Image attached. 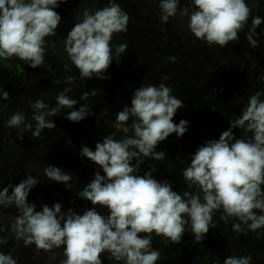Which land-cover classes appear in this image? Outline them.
<instances>
[{"label":"clouds","instance_id":"clouds-1","mask_svg":"<svg viewBox=\"0 0 264 264\" xmlns=\"http://www.w3.org/2000/svg\"><path fill=\"white\" fill-rule=\"evenodd\" d=\"M65 2L0 0V61L15 57L30 68L43 67L49 49L56 46L55 41L48 39L56 35L61 21L55 9ZM155 2L161 25L177 16L186 18L193 39L208 47L226 48L236 43L245 29L248 46L258 47L255 30L264 21L251 14L247 0H189L179 11V0ZM128 20L117 0H107L102 8H83L76 13L74 26L62 41V55L68 62L65 69L75 68L78 76L64 78L67 86L57 92L54 104L43 98L29 101L31 114L13 112L4 126L18 130L17 139L25 133L33 139H43L46 129L56 128L52 117L66 110L64 118L74 123L92 115L89 97L96 96L98 90L83 92L79 99L70 93L77 79L108 78L104 73L113 61L119 64L128 48L127 43H112L114 34L127 32ZM175 59L168 57L170 62ZM167 80L165 75L159 84L141 83L130 104L114 119L105 120L114 131L103 136L94 150L81 145L79 156L99 169L76 193L92 205L82 214L71 207L62 211L59 202L51 207L42 204L37 211L27 198L39 179L29 173L18 184L9 183L0 190V221L11 217L7 223L0 222V248L9 244L11 236L14 243L34 246L37 253H50V261L56 260L59 250V264H103V259L111 264H158L162 253L153 247L154 237L179 243L187 232L200 243L210 228L217 227V213L225 224L232 222L235 235L253 232L264 238V89L247 98L218 139L205 141L190 155V163L179 173L184 190L176 191L170 181L154 178V165H148L149 170L141 174L146 160L166 158L164 151H157L160 142L173 133L180 138L187 131L188 121H173L178 109L185 105L163 82ZM260 80L264 83V76ZM52 82L62 83L59 79ZM8 100V92L0 87V101ZM233 129L239 130L238 136ZM117 133L121 134L119 138ZM42 175L49 182L63 184L66 190L73 187L74 175L54 165H46ZM97 206L107 214L98 211ZM10 207L16 215L3 211ZM13 251H0V264H18ZM252 262L250 254L228 255L223 261L216 256L211 260V264Z\"/></svg>","mask_w":264,"mask_h":264},{"label":"trees","instance_id":"trees-1","mask_svg":"<svg viewBox=\"0 0 264 264\" xmlns=\"http://www.w3.org/2000/svg\"><path fill=\"white\" fill-rule=\"evenodd\" d=\"M117 2L128 14L129 20L127 32L114 34L112 43H127L128 48L125 54L119 58V64L116 61L112 62L110 65L111 71L105 75L108 77L107 79L96 80L93 77L89 79L90 81H81L82 85H86V92L98 90L96 97L98 99L105 97L107 103L110 102L114 107L117 106L118 100L124 102L125 105H129L134 90L144 80L145 83L159 84L162 82V76L167 75L169 83L174 85L171 87L173 94L180 98L185 105L182 107L183 109L180 108L182 109L181 112L175 114L173 121L178 123L183 119L188 121V124L197 125V131H199L197 133L199 136L204 133L201 131L206 130V124H212L211 129L214 132V139H218L219 135L227 130L224 129L223 125L228 124L229 119L233 115H238L242 108L239 104L234 105L237 106H233L237 112L233 111V113L225 114V108L229 105V101L233 102L245 99L247 102V98L250 95L258 90L264 89V83L260 80V77L264 76V34H261V29H264V22L255 30L258 34V47L255 49L250 48L245 40V31L247 29L239 33V39L236 43H230L226 48H220L218 46L208 47L201 41L193 39L186 27V18L177 16L170 18L167 24L161 25L159 21L160 12L155 0H117ZM188 2L189 0H179L178 11L180 8L187 6ZM247 3L252 9L251 14L253 16H260L262 21H264V0H247ZM106 4L107 0H66L65 3L60 4L55 9L61 16V24L58 26V30L56 29V32H67L68 34L73 27L76 13L81 12L83 8L98 9L104 7ZM248 23L250 26L251 18ZM161 28H164L165 31H161ZM238 45L243 46L238 48ZM58 54L55 49L53 51L49 49L45 59L52 55L60 57V54ZM168 57H175V62H170ZM230 60L234 64H231ZM70 69H72L71 66ZM14 71L18 74L16 77L11 78V80L22 83L26 78L25 71L24 69L22 70L21 62L16 59L14 61L11 59L0 61V77L9 75L7 77L10 78V75H13ZM128 73L132 77H127ZM65 74L68 76H77V71L73 69L66 70ZM26 76L28 79L29 75ZM129 78H131V87L124 89L122 81H126ZM181 78L184 80L189 78V85H187L186 81L183 87H179ZM100 82H102V85H99ZM178 89L180 91L183 90L184 95L175 93ZM100 90L104 95H100ZM199 92H208V95H198L202 101L197 103L193 99V95ZM215 95L219 96L213 98ZM210 99L211 102L215 101L216 104H219L218 110L212 115L207 113V110L210 109L208 104ZM230 106L232 105L230 104ZM1 108L2 106L0 105ZM93 121L95 120L93 119ZM70 124V122L64 125L62 124L58 132L66 133ZM90 128L88 129V138L85 141H80V133L78 134L75 129L73 130L74 134L72 138L75 139V142L79 143L76 154L83 161L88 160L79 156L81 145H86L94 150L95 144L100 142L103 136L111 132L108 128H103L101 131L99 128H94L93 130ZM237 130L233 129V134L236 136L239 133V130ZM197 133L191 130L189 132L186 131L179 139L173 133L166 138L168 143L166 140L164 143L161 142V147L169 148L170 152L174 151L173 149L175 147L177 148V145L180 144L185 148V153L178 155L177 160L184 158L187 154L189 159L186 162L183 159V163H180L176 167L173 166V169L178 170L177 172L181 171L182 167L190 163L191 153L189 152L195 149V142L197 141L196 143L199 146L203 145L202 137H198ZM60 141L62 142L64 140L60 139ZM169 143L174 144L173 146H169ZM38 149V145H34L33 154ZM169 156L172 157L170 154ZM85 174H87L85 171L82 172V170H79V174L77 172L74 174L75 180L80 181ZM167 175L170 180L174 181L172 173H168ZM154 178L158 179L159 177L154 176ZM86 180L89 179L85 177L84 181ZM181 185L182 190L181 187L177 186L178 189L180 188L179 190L183 191V180ZM248 233L247 238L244 240L243 235H235L233 233L230 223V226L225 224L215 230L210 231L209 229L205 238L200 243L195 242L192 234L186 232L179 243H171L167 239L157 237V240L153 241V247L158 248L162 253L161 260L158 264H211L212 258L216 256L223 261L224 258L221 253L222 242H225V244L229 242L231 248L237 251L236 255H248L245 244L252 239L258 238L256 233ZM261 239H263V242L264 238ZM257 242L254 243L255 249H259L262 246ZM226 249L229 250V247ZM255 254L259 258V253L257 254L255 252ZM256 260L258 263L257 258Z\"/></svg>","mask_w":264,"mask_h":264},{"label":"rangeland","instance_id":"rangeland-1","mask_svg":"<svg viewBox=\"0 0 264 264\" xmlns=\"http://www.w3.org/2000/svg\"><path fill=\"white\" fill-rule=\"evenodd\" d=\"M74 23H75V20L73 21L72 26H74ZM60 24L61 23H59L58 26ZM66 35H67V32H56L55 36L48 38L56 42L55 48H50V51H53V49H55V51H57L60 54V57H56L53 55L50 56L49 58L45 59V64L43 67L30 68L27 64H23L22 61H20L19 59L15 57L11 59L12 61L16 59L19 62H21L22 70L24 69L25 78H26L24 79L22 83H17L11 80V78L16 77V75L18 74L16 71L13 72L14 74L15 73L16 74L10 75V78L7 77L9 75L0 77V87H2L9 94L8 101L6 102L0 101V105L2 106V108L0 109V160H1L0 162V190H2L3 187L8 185L9 183H11L12 185L18 184L21 180L26 178V173H29L33 176H36L39 179V182L30 191L29 196L27 198V201L29 203H33L36 205L37 211L40 210V206L42 204H46L49 207H51L53 203L59 202L62 205V211H65L69 207H71L78 214H82V210L91 208L92 205L90 202L80 199L76 195V193L92 180L94 172L98 171L99 169H98V166H96L93 162L85 161V160L83 161L77 156L76 151L79 148V143L75 142V139L72 138V135L74 134L73 130L75 129L78 134L80 133V137H79L80 141L82 140L85 141L88 138L89 127H91L90 128L91 130H93L94 128H99L100 131L103 128H108L109 131L113 132L114 130L110 128L107 123H105V120L114 119L115 115L123 109L125 103L118 100L117 106L114 107L112 106L110 102L107 103V100L105 97L98 99L96 97L98 94L96 96H90L89 106L96 107V108H92V113H93L92 115L87 116L85 119H83L82 121L78 123H74L64 118L65 115H67V110H66L63 114L52 117V120L55 123L56 128L52 130L46 129L44 133L42 134L44 137L43 139H38V138L33 139L31 138L30 133H25L23 134L22 139H17L16 136H17L18 130L8 129L7 127L4 126V122L8 119V117L13 112L24 111L25 113L30 115L31 110L28 107L29 101L34 102L36 99L43 98L46 103L50 105L54 104L55 96L57 92L61 91L63 87L67 86L63 83V80L65 77L68 76L67 74H65L66 69L64 67V65L68 62L65 59V57L62 55L63 53L62 41L66 37ZM242 46L238 45V48H241ZM230 62L231 64H234L232 60H230ZM263 63H264V59H263ZM72 69L76 70L73 67ZM110 71H111V67L109 66V68L104 73V75H107L108 72ZM26 75H29L28 79ZM77 76H78V71H77ZM127 77H132V76L129 75L128 73ZM55 79L61 80L62 83L59 85L53 84L52 81ZM188 79L186 78V80H184L183 78H181L179 82V87H183L186 81H187V85H189ZM87 81H90V80L88 79ZM130 82H131V78H129L126 81L123 80L122 81L123 88L129 89L131 87ZM143 83H145V80L143 81ZM164 83L170 88L174 86L171 83H169L168 80L164 81ZM99 85H102V82H100ZM85 88H86V85H82L81 80L77 79L75 86L73 88V91L72 93H70V95H72L73 98L79 99L80 95L83 92H86ZM176 92L184 95L183 90L180 91V89H178L177 91H175V93ZM100 93H101L100 95H104L102 94L101 90H100ZM198 95H208V92L194 93L193 99L197 103H200L199 101H202V100L199 99ZM218 96L219 95H215V97L213 98H217ZM208 104L210 106V109L207 110L208 111L207 113L212 115L218 110L219 104H216L215 101L211 102V99ZM230 104L232 105L230 106L232 108L229 107ZM238 104L241 105L240 107H243L246 104L245 99L239 100ZM229 105L226 106L225 108V114L233 113V111L237 112L233 108L234 105H237L236 103H234V101L233 102L229 101ZM78 106L79 105H77V107ZM234 107H237V106H234ZM182 109H178L177 112H181ZM93 119L95 121H93ZM68 122L71 123L68 126V131L66 133L58 132L62 124L64 125L65 123H68ZM223 126H224V129H227L228 124H224ZM211 127H212V124H206L205 125L206 130L201 131L204 133L201 136H199L197 133L199 132L197 131V125L188 124L187 132H189L190 130L194 133L196 132L198 137H202L201 140H203L202 142L204 144L205 141L214 139V132H212L213 130L211 129ZM117 134H118L117 138H119L121 134L119 133ZM101 137H102V134H101ZM60 139L64 141L61 142ZM10 141H12L13 143H11ZM162 142L164 143V141ZM166 142L168 143L167 140ZM196 142H195V149L190 150L189 153L191 154L194 153L196 148L199 146ZM161 144L162 143L160 142V144L157 147V151H164L167 156L166 159L165 160L163 159L161 161H152L150 159L146 160L141 165V174L149 170L148 165H154L155 167L154 176L159 177L157 180H168L173 184V190L181 191L182 190L181 183L183 179L181 176L178 179L180 175L179 174L180 171L177 172L178 170L173 169V166L176 167L180 165V163H183V159L185 162L188 161L189 159L188 154L184 156V158L177 160L178 155L185 153L184 152L185 148L182 146V144L177 145L178 147L177 148L175 147V149L171 147V149L174 150L171 152L169 148L161 147ZM169 144H170L169 146H173L174 143H169ZM34 145H38L39 149L35 151V153L33 154L32 151H33ZM169 154L172 155V157H170ZM168 156H169V159H168ZM48 164L61 168L64 171L69 172L73 175L76 172L79 174V170H82V172L85 171L87 174H85L84 177L81 178L80 181L75 180V177H73L72 189L66 190L63 184L57 183V182H49L46 180V178L43 177L42 169ZM167 172L172 173V177L174 178V181L169 179ZM101 174L103 173L101 172ZM85 177L88 178L89 180L84 181ZM176 184L179 187H181V190H179L180 188L178 189V186ZM183 190H184V187H183ZM10 192H11V189H9V193ZM70 201H72V203H69ZM97 208H98V211L102 212V214H105V215L107 214L106 210L100 209L99 206H97ZM3 211L7 215H10V216L16 215V210L11 207L8 209H4ZM10 219L11 217H5L4 221H0V222L7 223L8 220ZM214 220L217 223L216 228L225 225V223L220 219V213H217V216L214 217ZM230 223H228L229 226H230ZM216 228H210V231L215 230ZM248 234L249 233H247L246 235H243L244 240L247 238ZM155 240H157V237H154L153 241ZM258 240L259 242H257ZM262 240L263 239L261 238H256V239L250 240L253 242L248 241L245 244L247 246L246 247L247 253L253 257L252 264L257 263L256 258L258 259L257 264H264V241L262 242ZM255 242L260 243L262 246L259 249H255L254 247ZM221 244H222L221 253L224 259L228 255H236L237 251H234L233 250L234 248H231V245L229 244V242L227 244H225V242H222ZM228 247H229V250L226 249ZM10 249H14L13 255L18 258V264H59V260L62 258V256L60 255V251L56 250V260L50 261L49 260L50 253H45L43 251H40L39 253H37L34 246L24 247L22 243H18V244L14 243L11 236H9V244L5 246L4 248H0V251L7 253V251H9ZM255 252L257 254L259 253V258L258 256H256ZM103 264H111V262L107 259H103Z\"/></svg>","mask_w":264,"mask_h":264}]
</instances>
